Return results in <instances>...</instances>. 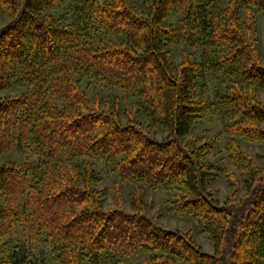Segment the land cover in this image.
Returning a JSON list of instances; mask_svg holds the SVG:
<instances>
[{
  "label": "trees",
  "instance_id": "trees-1",
  "mask_svg": "<svg viewBox=\"0 0 264 264\" xmlns=\"http://www.w3.org/2000/svg\"><path fill=\"white\" fill-rule=\"evenodd\" d=\"M0 15V264H264V153L241 146H264V0H0ZM215 114L233 171L208 159ZM98 164L129 210L118 182L104 208ZM146 187L212 252L161 226Z\"/></svg>",
  "mask_w": 264,
  "mask_h": 264
},
{
  "label": "rangeland",
  "instance_id": "rangeland-1",
  "mask_svg": "<svg viewBox=\"0 0 264 264\" xmlns=\"http://www.w3.org/2000/svg\"><path fill=\"white\" fill-rule=\"evenodd\" d=\"M6 24V20L0 15V28L3 27ZM260 42L263 48V57H264V21H261L260 24V34H259ZM178 51V50H177ZM175 53H177L175 51ZM209 86V90L211 93V98H213V95L215 93V86L212 82L208 81L206 83ZM92 97V95H90ZM260 97L262 101L264 102V95L260 94ZM128 100V99H127ZM224 122L221 120L219 115L215 114L210 119L209 122L204 123L202 125L203 129L207 130V139H209L210 136H214L217 134L221 135V139L218 142V145L216 146V149L210 153L208 156V159L213 162L215 166H219L221 168H227L229 170H234L233 165L228 160L227 153L225 150V141L226 137L224 134ZM242 148L249 153L252 156H255L257 154H263L264 153V146H253V145H241ZM98 172L101 175V183L100 188L103 192V205L105 209H108L110 205L112 204V198L113 193L115 190V183L118 182L121 186L122 192H123V198H124V204L125 208L129 210V196L131 193V187L126 185L125 183H121L118 177L113 174L109 168H106L104 165L98 164ZM238 179L239 176H238ZM230 183L228 179H226L220 171L217 170V177L215 178V181L211 184V186L208 188L209 192L213 194L215 198L220 203H223L228 196L230 195ZM243 195V191L240 189L237 196L235 197V200L238 201L241 199ZM143 197L145 200L149 201L151 204V210L149 211V214L153 216L157 210H161V215L158 217L159 224L163 227H166L168 229L174 230V229H186L189 230L194 239L196 240L197 244L207 252H212L213 246L212 244L206 239V237L200 233V230L198 229L197 225L188 218H179V217H173L166 213L165 211V201L167 198V194H165L163 191L160 190H153L148 187L143 189ZM38 263L43 264L40 262V257H37ZM45 264H48L45 262Z\"/></svg>",
  "mask_w": 264,
  "mask_h": 264
}]
</instances>
